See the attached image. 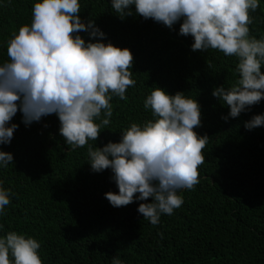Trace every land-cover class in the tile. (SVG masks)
I'll list each match as a JSON object with an SVG mask.
<instances>
[{
    "label": "trees",
    "instance_id": "16d2710c",
    "mask_svg": "<svg viewBox=\"0 0 264 264\" xmlns=\"http://www.w3.org/2000/svg\"><path fill=\"white\" fill-rule=\"evenodd\" d=\"M36 2L0 0V63L9 59L13 34L31 24ZM79 3L81 19L94 21L104 43L130 49L136 84L126 90V100L113 96L110 124L98 139L75 150L60 134L57 114L25 124L17 111L9 122L18 125L13 138L0 145L13 155L12 163L0 166V181L12 190L0 213V237L16 231L37 239L43 264H112L114 257L122 264H264V125L245 127L264 114V99L233 118L229 106L212 95L236 82L238 58L215 49L193 51L194 38L179 33L182 20L169 28L137 14L135 5L131 15L121 17L112 0ZM250 15V35L264 38V0ZM80 35L86 42L100 39ZM156 87L195 98L201 126L194 130L209 138L199 183L179 190L182 206L161 214L154 226L137 211L151 197L122 207L110 204L105 193L119 191L113 172L91 169L88 146L119 142L133 122L154 119L144 101Z\"/></svg>",
    "mask_w": 264,
    "mask_h": 264
},
{
    "label": "clouds",
    "instance_id": "9594fccd",
    "mask_svg": "<svg viewBox=\"0 0 264 264\" xmlns=\"http://www.w3.org/2000/svg\"><path fill=\"white\" fill-rule=\"evenodd\" d=\"M132 5L143 18L169 28L182 20L179 33L194 38L193 51L215 49L238 58L236 82L212 93L229 106V116L238 117L264 99V38L251 36L248 27L260 0H112L121 17L131 15ZM80 10L79 0H39L31 24L20 26L8 41L9 59L0 63V145L11 142L18 125L9 122L19 110L25 124L57 114L66 144L72 150L84 147L110 124L113 96L126 100V90L135 86L130 49L104 43L105 34L94 21H83ZM81 32L100 39L86 42ZM144 107L154 119L133 122L119 142L95 149L89 145L88 157L93 171L112 170L119 191L105 197L113 207L152 198L137 211L155 226L161 214L171 215L182 206L179 190L199 183L209 137L194 130L201 126L200 105L183 92L172 95L156 87ZM262 125L264 114L245 122L249 130ZM12 162V153L0 150V166ZM11 191L0 181V213L9 205ZM40 248L32 236L9 231L0 237V264H43ZM112 264L122 261L114 257Z\"/></svg>",
    "mask_w": 264,
    "mask_h": 264
},
{
    "label": "rangeland",
    "instance_id": "374dc122",
    "mask_svg": "<svg viewBox=\"0 0 264 264\" xmlns=\"http://www.w3.org/2000/svg\"><path fill=\"white\" fill-rule=\"evenodd\" d=\"M256 129L255 130H258V127H255ZM261 137V136H260Z\"/></svg>",
    "mask_w": 264,
    "mask_h": 264
}]
</instances>
